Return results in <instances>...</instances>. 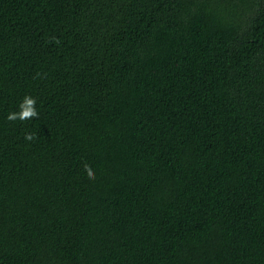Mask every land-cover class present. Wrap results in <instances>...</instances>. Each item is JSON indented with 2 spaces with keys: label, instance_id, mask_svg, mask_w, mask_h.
Listing matches in <instances>:
<instances>
[{
  "label": "trees",
  "instance_id": "1",
  "mask_svg": "<svg viewBox=\"0 0 264 264\" xmlns=\"http://www.w3.org/2000/svg\"><path fill=\"white\" fill-rule=\"evenodd\" d=\"M0 264H264V0H0Z\"/></svg>",
  "mask_w": 264,
  "mask_h": 264
},
{
  "label": "clouds",
  "instance_id": "2",
  "mask_svg": "<svg viewBox=\"0 0 264 264\" xmlns=\"http://www.w3.org/2000/svg\"><path fill=\"white\" fill-rule=\"evenodd\" d=\"M52 39L55 40V38H52ZM49 42H52V41L50 40ZM55 42L59 43V41H55ZM37 75L39 76V74ZM36 105H37V99L30 95H26L19 105V111L9 113L7 116V119L9 121H16V120L28 121L31 119H38L39 112L37 111ZM25 139L27 141H34L35 139H37V136L35 133H26ZM83 168L88 178L94 180L95 174H94V171L91 165L88 163H85L83 165Z\"/></svg>",
  "mask_w": 264,
  "mask_h": 264
}]
</instances>
